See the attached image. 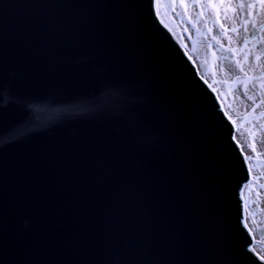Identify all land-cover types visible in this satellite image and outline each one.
<instances>
[{
	"label": "water",
	"instance_id": "95a60500",
	"mask_svg": "<svg viewBox=\"0 0 264 264\" xmlns=\"http://www.w3.org/2000/svg\"><path fill=\"white\" fill-rule=\"evenodd\" d=\"M154 0H0V264H263L249 170Z\"/></svg>",
	"mask_w": 264,
	"mask_h": 264
},
{
	"label": "rangeland",
	"instance_id": "374dc122",
	"mask_svg": "<svg viewBox=\"0 0 264 264\" xmlns=\"http://www.w3.org/2000/svg\"><path fill=\"white\" fill-rule=\"evenodd\" d=\"M165 0L184 50L216 93L246 157L245 221L264 260V3ZM223 1V0H222Z\"/></svg>",
	"mask_w": 264,
	"mask_h": 264
},
{
	"label": "bare ground",
	"instance_id": "6f19581e",
	"mask_svg": "<svg viewBox=\"0 0 264 264\" xmlns=\"http://www.w3.org/2000/svg\"><path fill=\"white\" fill-rule=\"evenodd\" d=\"M260 2L264 3V0H259ZM226 4V2H224V0H220L218 4H216V7L219 11V13L222 11V8L224 7V5ZM153 13L155 14L156 18L158 19V21L160 22V24L167 30L169 31V33L171 34V36L173 37V39L175 40V43L177 44V46L179 47V49L182 51V53L184 54V57L187 59V61L189 62V64L191 66H193L195 72H196V76L197 78L204 84L205 87H207L210 92L212 93V95L214 96V101L218 106L219 111L222 112V114L225 115V117L227 118L226 114L224 113L223 109H222V105L220 103V100L218 99L216 93L214 92V90L210 87V85L206 82V80L204 79V77H202V75L200 74L198 68L196 67V65L193 63L192 59L189 57V54H187V52L184 50V46L182 43V39L181 36L177 33V31L175 30L176 27L173 24L172 20H171V16H170V9L168 7V5L166 4L165 0H154L153 2ZM228 122L231 124L232 126V135L234 138V125L232 124V122L230 121V119H228ZM235 143L237 144L235 138H234ZM238 146V144H237ZM238 149L240 150L242 157L244 158L245 162H247L246 157L243 155L240 146H238ZM250 175V174H249ZM249 183V182H248ZM245 188V187H244ZM243 191L242 190L240 197L243 203V218H242V225H244L245 229L247 230L248 234L252 236V233L250 232V229L248 228L246 221H245V215H244V201H243ZM253 244H251L249 246V249H251L253 251V253L255 254V256L259 259L260 262H262L264 264V260L261 259L260 256H258V254L255 252L254 250V244H255V239L253 237Z\"/></svg>",
	"mask_w": 264,
	"mask_h": 264
}]
</instances>
